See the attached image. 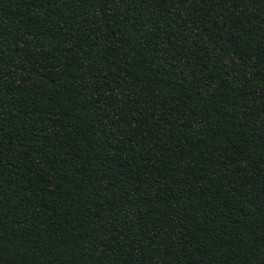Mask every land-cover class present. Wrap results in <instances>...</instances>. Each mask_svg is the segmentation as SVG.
I'll use <instances>...</instances> for the list:
<instances>
[{"label":"trees","instance_id":"trees-1","mask_svg":"<svg viewBox=\"0 0 264 264\" xmlns=\"http://www.w3.org/2000/svg\"><path fill=\"white\" fill-rule=\"evenodd\" d=\"M0 264H264V0H0Z\"/></svg>","mask_w":264,"mask_h":264}]
</instances>
